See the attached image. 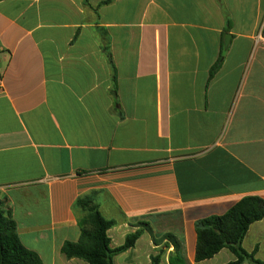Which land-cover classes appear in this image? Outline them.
<instances>
[{
  "label": "crops",
  "instance_id": "crops-1",
  "mask_svg": "<svg viewBox=\"0 0 264 264\" xmlns=\"http://www.w3.org/2000/svg\"><path fill=\"white\" fill-rule=\"evenodd\" d=\"M87 196L111 248L144 230L114 264H170L166 235L236 260L196 263L195 225L264 199V0L0 1L3 208L44 264H88L62 253ZM243 248L264 262V220Z\"/></svg>",
  "mask_w": 264,
  "mask_h": 264
},
{
  "label": "trees",
  "instance_id": "trees-1",
  "mask_svg": "<svg viewBox=\"0 0 264 264\" xmlns=\"http://www.w3.org/2000/svg\"><path fill=\"white\" fill-rule=\"evenodd\" d=\"M2 1V0H0ZM228 22L226 33L231 30ZM109 60L112 57L107 47L104 48ZM224 61L221 55L218 62L211 70L210 78L218 72ZM113 67V65H112ZM116 83V76H113ZM116 95L115 87L112 90ZM74 210L78 213V221L81 236L78 242H66L62 253L68 260L79 259L88 264H114V257L135 246L144 230L140 229L126 238V242L119 248H111L108 231L116 226V221L103 217L100 206L93 196H87L77 200ZM264 220V199L258 196H248L234 205L222 216H212L196 222L197 246L196 263H201L214 258L224 249H229L236 260L229 264H264L256 259L255 253H248L243 248V242L250 227ZM144 228L152 232L148 225ZM169 246L174 247L170 257V264H188L183 242L174 235H166ZM162 253V251L160 252ZM161 256L153 258L152 264H158ZM0 264H44L35 252L27 249L17 234V225L11 213L3 208L0 201Z\"/></svg>",
  "mask_w": 264,
  "mask_h": 264
},
{
  "label": "water",
  "instance_id": "water-1",
  "mask_svg": "<svg viewBox=\"0 0 264 264\" xmlns=\"http://www.w3.org/2000/svg\"><path fill=\"white\" fill-rule=\"evenodd\" d=\"M229 41H230V37H229V36H227V37H226V41H225V46H228V44H229Z\"/></svg>",
  "mask_w": 264,
  "mask_h": 264
}]
</instances>
